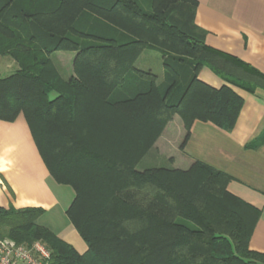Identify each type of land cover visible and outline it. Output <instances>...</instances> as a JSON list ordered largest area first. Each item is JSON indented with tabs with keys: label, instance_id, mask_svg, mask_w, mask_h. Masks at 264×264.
Wrapping results in <instances>:
<instances>
[{
	"label": "trees",
	"instance_id": "1",
	"mask_svg": "<svg viewBox=\"0 0 264 264\" xmlns=\"http://www.w3.org/2000/svg\"><path fill=\"white\" fill-rule=\"evenodd\" d=\"M196 0H0V120L24 117L54 180L75 198L66 211L88 246L80 254L39 223L42 208L0 209V238L44 243L51 264H264L250 241L261 211L231 194V178L196 162L186 171L136 170L179 116L235 127L264 75L210 48ZM161 55L164 76L136 68ZM74 53L73 75L52 59ZM204 69L226 85L199 78ZM52 94H56L51 98ZM140 151V152H139ZM138 157V158H139Z\"/></svg>",
	"mask_w": 264,
	"mask_h": 264
},
{
	"label": "crops",
	"instance_id": "2",
	"mask_svg": "<svg viewBox=\"0 0 264 264\" xmlns=\"http://www.w3.org/2000/svg\"><path fill=\"white\" fill-rule=\"evenodd\" d=\"M195 22L205 32L210 48L231 55L264 75V0H196ZM146 51L136 62L139 70L152 72L160 79L164 69L157 57ZM74 53L58 60L64 77L73 75ZM162 66L156 73L155 64ZM5 63L16 70L12 60ZM61 68L65 69L66 74ZM200 80L219 89L226 83L204 69ZM244 105L233 130L223 131L211 123L196 121L186 145L183 121L175 116L155 146L140 157L137 171L148 166L158 168V147L165 142L166 161L173 169L186 171L196 162L206 164L231 178L227 190L248 205L261 211L250 241L252 251L264 254V90L255 93L233 88ZM140 152V151H139ZM134 156L135 150L133 152ZM51 176L32 137L24 117L15 122L0 120V209L42 208L45 214L63 207L64 215L75 198V192L64 190ZM62 198H67L63 205ZM67 217V216H66ZM68 219V218H67ZM69 221V220H68ZM70 223V221H69ZM60 236L80 254L88 246L74 229Z\"/></svg>",
	"mask_w": 264,
	"mask_h": 264
},
{
	"label": "rangeland",
	"instance_id": "3",
	"mask_svg": "<svg viewBox=\"0 0 264 264\" xmlns=\"http://www.w3.org/2000/svg\"><path fill=\"white\" fill-rule=\"evenodd\" d=\"M66 53H56L52 56V59L53 61L55 62L56 65H58V60L60 59V57L62 55H64ZM152 54L151 56H155L158 58V60L160 61L161 63V55L158 54L157 52H152V51H149L148 52V55ZM4 60H7V59H1L0 58V78H4V77H7L11 74L14 73L15 70H12V67H8L9 65H7L4 61ZM153 64H155V71L156 73H160V71H162V66L160 65L159 66V63L157 64V62H155L154 60L152 61ZM62 72L66 74L67 71H65V69L61 68ZM56 96V94H52L51 95V98H54ZM168 126V125H167ZM167 128V127H166ZM165 131V130H164ZM164 132L162 133V135L160 136V138H162ZM158 138L154 145L152 147H150L146 153L149 152L150 149H152L155 144L158 142V140L160 139ZM163 143H161L158 147V154H161L163 153V155H161L162 157H160L161 159L158 160V168H154L151 166H148L146 168V170L144 171H147V170H154V169H159V168H166V169H173V165L169 164L167 161H166V156L164 155V152H165V142L162 141ZM145 154V153H144ZM146 155V154H145ZM145 155H143L145 157ZM142 156V157H143ZM139 155L137 156V159L139 161L140 157ZM143 157V158H144ZM138 165V163H137ZM142 171V172H144ZM65 189L64 190H68L69 192H72L71 188L70 187H64ZM62 202H63V205H65L64 203H67V198H62ZM39 223L43 226H46V227H49L50 229H52L55 233H57L58 235L60 236H64L66 232H69L70 230H73L72 227H70V223L67 219V217L64 215V212H63V207L62 208H59L57 209L56 211L54 212H51V213H48V214H44L40 219H39Z\"/></svg>",
	"mask_w": 264,
	"mask_h": 264
},
{
	"label": "built area",
	"instance_id": "4",
	"mask_svg": "<svg viewBox=\"0 0 264 264\" xmlns=\"http://www.w3.org/2000/svg\"><path fill=\"white\" fill-rule=\"evenodd\" d=\"M0 264H51V251L42 242L28 245L0 238Z\"/></svg>",
	"mask_w": 264,
	"mask_h": 264
}]
</instances>
